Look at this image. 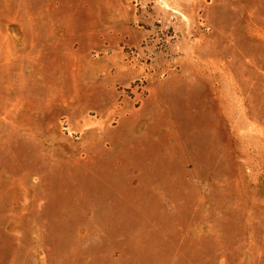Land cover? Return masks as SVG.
Returning <instances> with one entry per match:
<instances>
[{
    "label": "rangeland",
    "instance_id": "rangeland-1",
    "mask_svg": "<svg viewBox=\"0 0 264 264\" xmlns=\"http://www.w3.org/2000/svg\"><path fill=\"white\" fill-rule=\"evenodd\" d=\"M0 264H264V0H0Z\"/></svg>",
    "mask_w": 264,
    "mask_h": 264
}]
</instances>
